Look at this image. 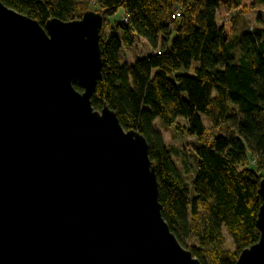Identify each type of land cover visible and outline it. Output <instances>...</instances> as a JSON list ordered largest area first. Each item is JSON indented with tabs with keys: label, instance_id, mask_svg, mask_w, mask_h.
<instances>
[{
	"label": "water",
	"instance_id": "95a60500",
	"mask_svg": "<svg viewBox=\"0 0 264 264\" xmlns=\"http://www.w3.org/2000/svg\"><path fill=\"white\" fill-rule=\"evenodd\" d=\"M103 25L42 26L0 2V264H201L162 216L146 139L92 106ZM259 195L237 264H264V179Z\"/></svg>",
	"mask_w": 264,
	"mask_h": 264
},
{
	"label": "trees",
	"instance_id": "16d2710c",
	"mask_svg": "<svg viewBox=\"0 0 264 264\" xmlns=\"http://www.w3.org/2000/svg\"><path fill=\"white\" fill-rule=\"evenodd\" d=\"M246 0H0L36 20H80L88 11L104 23L120 10L129 23L101 31L102 78L92 106L107 105L122 127L136 130L149 147L162 216L182 247L201 264H237L258 243L264 179V31L233 36L217 24L221 9L247 13ZM264 5V0H252ZM176 10L180 16L173 18ZM242 10V9H241ZM122 30V35L119 31ZM133 37L152 54L132 65L120 54ZM238 52V55L235 52ZM76 89H81L76 85ZM206 117L211 127L204 125ZM196 136L197 169L190 185L179 175L155 123ZM183 121V123H181ZM231 126L228 135L221 129ZM253 166V167H251ZM224 231L235 250L225 249ZM197 239L198 246L186 242Z\"/></svg>",
	"mask_w": 264,
	"mask_h": 264
},
{
	"label": "rangeland",
	"instance_id": "374dc122",
	"mask_svg": "<svg viewBox=\"0 0 264 264\" xmlns=\"http://www.w3.org/2000/svg\"><path fill=\"white\" fill-rule=\"evenodd\" d=\"M243 5L247 7V13L242 12L243 8H241L242 10H237L235 14L233 12L228 13L224 9H221L217 15V24L220 27L225 26L227 31H230L234 37L240 36L244 32H251V28L256 34L257 32H261L263 30L261 27H264V5L259 4L256 1L255 4H253L252 0H246ZM122 12L123 10H120L113 17L114 20H111L114 21L113 25H111L110 20H108L106 25L104 23L105 29L103 35H111L113 33L114 26L116 24L122 23ZM119 33L122 35V30H120ZM132 39L133 42L130 46H123L122 52L120 54V60L122 64L132 65L137 59L152 54V50L146 41L137 37H133ZM235 54L238 55V52L236 51ZM202 121L206 127H211V123L206 117L203 116ZM181 123H183V121H181ZM155 127L161 133L165 144L170 148L180 177L185 183L191 186L198 162L195 155V149L199 147V141L197 137L180 134L176 130L175 126L172 128H165L160 120L156 121ZM231 128L232 127L229 125L223 127L221 129V135H228L231 131ZM223 234L225 239L223 247L225 249L235 250V245L232 238L226 231H224ZM186 244L190 246H198L199 242L197 239H192L187 241Z\"/></svg>",
	"mask_w": 264,
	"mask_h": 264
},
{
	"label": "built area",
	"instance_id": "2783aa9c",
	"mask_svg": "<svg viewBox=\"0 0 264 264\" xmlns=\"http://www.w3.org/2000/svg\"><path fill=\"white\" fill-rule=\"evenodd\" d=\"M233 13L235 14V12H233ZM234 14H233V16H234ZM179 16H180V11L179 10H176L175 13H174V15H173V18H177ZM122 22L125 23V24H128L129 23V17H128V15L124 14L123 21ZM252 31H253V29L251 28V32Z\"/></svg>",
	"mask_w": 264,
	"mask_h": 264
},
{
	"label": "crops",
	"instance_id": "0c3cea01",
	"mask_svg": "<svg viewBox=\"0 0 264 264\" xmlns=\"http://www.w3.org/2000/svg\"><path fill=\"white\" fill-rule=\"evenodd\" d=\"M124 14H125V12L123 11V12H122V17L124 16ZM122 17H121V18H122ZM111 20H114V19H113V18L110 19L111 25H113V24H114V23H113L114 21H111ZM115 22H116V21H115ZM261 28H262L263 31H264V27H261Z\"/></svg>",
	"mask_w": 264,
	"mask_h": 264
}]
</instances>
